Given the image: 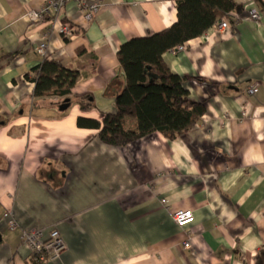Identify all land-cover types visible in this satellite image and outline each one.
Here are the masks:
<instances>
[{
	"label": "crops",
	"instance_id": "obj_1",
	"mask_svg": "<svg viewBox=\"0 0 264 264\" xmlns=\"http://www.w3.org/2000/svg\"><path fill=\"white\" fill-rule=\"evenodd\" d=\"M45 1L0 0V264H33L21 229L59 232L64 253L42 264H256L264 249V0H232L242 12L229 30L215 25L163 54L190 99L204 104L200 121L172 141L154 133L120 148L77 119L101 123L114 112L120 46L171 27L176 0H88L99 4L91 21L70 3L57 21L31 22ZM249 8L260 23L246 19ZM59 24L72 31L66 41ZM44 59L78 72L63 112L56 98H34L25 79ZM254 85L258 93L247 95ZM177 210H192L194 223L178 228ZM9 213L17 229L8 228Z\"/></svg>",
	"mask_w": 264,
	"mask_h": 264
},
{
	"label": "trees",
	"instance_id": "obj_2",
	"mask_svg": "<svg viewBox=\"0 0 264 264\" xmlns=\"http://www.w3.org/2000/svg\"><path fill=\"white\" fill-rule=\"evenodd\" d=\"M241 12L242 6L232 0H176L177 19L171 27L120 46L116 56L123 85L114 98V112L105 114L101 123L78 118L77 125L97 129L103 144L119 148L154 133L172 141L188 132L204 116V104L190 99L184 78L171 73L162 56ZM25 79L34 84V98L62 103L71 99L78 72L44 59ZM126 119L135 121V129L125 130ZM256 264H264V249Z\"/></svg>",
	"mask_w": 264,
	"mask_h": 264
},
{
	"label": "built area",
	"instance_id": "obj_3",
	"mask_svg": "<svg viewBox=\"0 0 264 264\" xmlns=\"http://www.w3.org/2000/svg\"><path fill=\"white\" fill-rule=\"evenodd\" d=\"M70 3H74L77 6L87 21H91L99 9L98 3L90 2L88 0H46L39 10L29 12L27 17L31 22L42 21L48 17L57 21L61 9ZM246 11L247 20L255 22L256 24L260 23L262 16L259 11L255 8H249ZM237 20V15L232 13L230 18H222L215 28L217 31H227L237 22ZM59 33L66 38L72 36L71 29L65 24H59ZM45 48V43H41L37 46L36 52L43 55ZM182 50H184V45L178 46L174 49L176 52ZM245 93L253 96L258 93V87L256 85L248 86ZM162 203L164 204L165 201L162 200ZM7 215L9 218L8 228L10 230L17 229L18 227L13 219V215L11 213ZM171 217L175 225L180 229H185L194 223V214L192 210H177L171 214ZM19 238L20 241L29 249L30 258L40 263L59 260L66 249L65 243L56 229L49 230L46 235H44L42 230L21 229L19 231ZM183 247L185 249H189L190 242L186 241Z\"/></svg>",
	"mask_w": 264,
	"mask_h": 264
},
{
	"label": "water",
	"instance_id": "obj_4",
	"mask_svg": "<svg viewBox=\"0 0 264 264\" xmlns=\"http://www.w3.org/2000/svg\"><path fill=\"white\" fill-rule=\"evenodd\" d=\"M69 106H70V99H65V100L61 103V105L59 106V110H60L61 112H63V111H65V110H67V109L69 108Z\"/></svg>",
	"mask_w": 264,
	"mask_h": 264
}]
</instances>
